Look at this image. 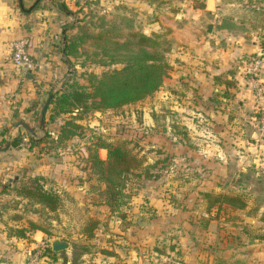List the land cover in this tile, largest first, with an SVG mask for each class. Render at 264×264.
Returning <instances> with one entry per match:
<instances>
[{
    "label": "crops",
    "instance_id": "1",
    "mask_svg": "<svg viewBox=\"0 0 264 264\" xmlns=\"http://www.w3.org/2000/svg\"><path fill=\"white\" fill-rule=\"evenodd\" d=\"M83 1L85 0H0V264L29 263L28 258L34 248L43 247L44 252L45 247L53 240L66 241L63 235L57 234L58 231L44 228L43 224L47 219L43 211H49L47 208L30 202L14 191L13 187L19 184L18 179L24 171L41 175L44 186L60 196L64 197L66 194L76 198V201L79 199L78 202H81L82 197L90 201L97 196L92 187L95 179H90V164L86 161L87 147L81 139L75 138L77 136L67 140L62 149H58L61 151L58 157H55L53 149L44 146L46 142L43 141L38 144L20 142L15 146L11 142L7 148H2L23 132L27 133L28 138L31 137L24 127H15L18 121L25 122L36 132L33 115L41 96L47 97L55 82L53 91L57 87L61 88V77L67 64H70L63 51V37L66 35V28L70 26L71 14L80 8L78 5ZM246 1L248 0H170L165 2L170 4L169 8H156L145 0H114L116 6L118 3H127L134 9L146 10L138 12L141 24L138 23L144 34H150L151 31L167 32L177 46L187 50L183 52V58L174 64L170 74L164 77L162 86L156 92L157 97L162 98L158 102L165 108H173L180 115V127L186 125L190 135L207 133L210 139L218 140L216 143L210 140L208 145L216 152L208 153L206 150L190 147L180 139L181 136L171 141L164 133V137L155 138L157 144L162 146L161 155L187 160L192 163L194 170L210 178L221 177L224 183L230 175L235 174L231 154L236 149L232 144L244 147L242 150L237 149L240 159L234 160L240 165L237 176L245 177L248 162L264 164V139L255 129L251 131L249 125L255 124L257 118L253 84L258 83L264 90V29H249L256 35L251 41L246 32L240 31L243 23L236 19L240 10L236 11L234 7H240L241 2ZM253 1L264 9V0ZM223 18L239 26L238 29L221 27ZM209 22H212L213 31L210 35L205 31ZM249 27L245 25L243 29ZM220 35L221 38H218ZM19 39L26 41V49L34 63L32 70L18 68L11 61L12 43ZM247 56L253 60L261 58L258 73L250 71L253 61H249ZM219 75L224 80H234V83L230 86L216 82L215 78ZM216 98L221 100L220 105L214 100ZM186 111L195 114L192 116L193 120H188L184 115ZM48 114L47 108L45 125L41 128L38 122L37 126L41 131L50 128L51 135H55L62 117L59 122H48ZM196 115L206 119V126H200ZM234 115L232 120L230 117ZM234 128H243L248 135L251 131L249 139L242 140L241 136L238 138L235 134L231 137L230 133ZM212 132L219 133L215 136ZM37 135L36 132V139L44 137ZM74 141L78 143L77 147L80 145V150L72 144ZM231 148L233 152L230 151ZM98 156L105 159L106 149L99 148ZM258 173L257 170L255 174ZM242 182L247 186V181ZM206 184V191L216 193L219 189L210 186L212 181H207ZM142 192L145 193L147 204L140 213L144 224L132 225L138 227L130 236V241L135 242H132V246H136L139 256L132 254L127 258L132 261L137 258V262L141 264H168L163 261L168 255L163 256V253L157 254L154 251L156 241L165 238L177 246L182 244L187 231L183 230L180 234V229L186 228L189 220H185L181 211L168 202L160 185H148L138 192L139 195ZM140 196H136V201L131 202L130 214L139 215L140 201H137ZM245 203L249 204L246 208H251L255 198ZM201 206L205 209L206 202L201 200ZM102 208L107 206L103 205ZM175 212V215L178 213L177 216H174ZM51 221L55 222V219L51 218ZM212 222L210 219L209 228ZM30 223L38 228L30 229ZM9 227L27 228L26 236L8 235ZM44 241L49 243L45 244ZM124 261L126 260L120 264H126ZM246 264H250L249 261Z\"/></svg>",
    "mask_w": 264,
    "mask_h": 264
},
{
    "label": "rangeland",
    "instance_id": "2",
    "mask_svg": "<svg viewBox=\"0 0 264 264\" xmlns=\"http://www.w3.org/2000/svg\"><path fill=\"white\" fill-rule=\"evenodd\" d=\"M166 1L170 2V0ZM125 4H123L125 9L116 11L114 10L116 7L114 0L83 1L78 5L80 8L75 9L74 13L71 14L70 26L68 25L66 28L65 36L70 38L77 35L78 26L81 24L85 25L88 31L93 32V34L112 32L114 19L119 14L123 16L122 18L126 17L133 21L140 30L141 23L138 20L141 16L138 12L146 10L134 9ZM169 6L170 4L164 3L161 7L169 8ZM234 9L236 11L240 10L237 12L240 18L251 14L248 8L244 10L241 5L240 7H234ZM239 17L236 19L239 20ZM117 22L119 23L120 20ZM230 24V29H238L239 27L234 23ZM130 25L129 22H122L121 20L118 25V29L121 32L118 33L122 35L116 37L114 35H106L100 41L88 38L83 44L77 45V51L70 56H66L70 64H67L64 75L61 77L63 78L62 86L68 80H75L79 84L88 87L89 79L92 75L100 76L103 73L123 67L133 55L139 52L138 47L132 45L125 36ZM245 25L247 24H242V27L239 28L241 29L240 31L242 33L246 32L249 41L253 38L255 39L256 35L250 31L252 28L243 29ZM212 33L213 31L210 33L206 32L208 35ZM203 34L205 35L204 31ZM218 38H221V35ZM155 41L157 42L155 50L164 54L171 64L170 74L174 64L183 58V52H187V50L177 46L170 38L168 40L166 34L155 38ZM150 49L148 48V51H152ZM247 59L253 61L250 56H247ZM55 87L56 82L48 92L47 97L41 96L39 104L35 107L33 115L35 118L33 121L38 133L37 136H52L50 128L46 131H41L37 125L42 107L49 94H55L61 89L57 87V90L53 91ZM158 90L139 101L119 108H107L102 111H89L86 113L74 112V115L81 116L78 122L82 126L81 133L76 135L77 137L75 138L81 139L86 144V147L98 138L108 142H124L127 148L141 159L142 164L127 176L122 203L117 207H109L101 202L102 197L99 191L105 187V184L99 182L91 174L90 179L92 177L95 179L92 187L95 188L97 194L93 200L88 201L82 197L81 202H78L79 199L76 201V198L65 194L64 197L61 196V203L56 210L52 212L43 211L47 219L44 221V228L58 231L57 234L63 235L69 246L62 251H47L48 253L46 251L43 252V247H36L28 258V261L31 262L30 264H120L123 263V260H126L124 261L126 264H141L138 263L137 258L132 261L131 259L128 260L127 257L132 254L136 257L139 256V253H136V246H132L135 242L130 241V236L131 233H135L133 231H136L138 225L144 224L143 218H140V213L142 207L145 208L147 205L144 199L145 193L142 192L140 196L138 192L152 184L160 185L168 202L181 211L185 220H189L187 227L180 229V234L183 230L187 231V235L183 236V247L182 244L177 246L176 243H172L171 240L167 241L165 238L156 241L157 249L160 251L159 254L168 255V258L164 257L163 261L168 264H246L247 261L250 264H264V164L253 161L248 162L245 166L247 170L245 177L237 176V170L240 165H238V161L234 160L240 159L237 154L244 147L232 144V147L236 149L234 152L232 148L230 149L233 152L231 156L234 160L231 161V165L235 174L230 175L224 183L221 177L219 179L210 178L203 175L200 171L194 170L192 163L187 160L181 161L174 156L165 158L164 155H161L163 154L161 153L163 152L162 146L157 144L155 138L164 137V133H166V136L171 141H174L175 137L178 138V136L182 135L180 132L189 134V131L186 125L180 129V115L173 108L169 106L165 108L158 102L159 99L162 100L161 97H157L156 92ZM214 100L219 102L220 105L221 100L217 98ZM184 115L188 117V120H193L192 116L195 114L186 111ZM234 117L235 115L230 118L233 120ZM196 118H198L200 126H206L204 124L206 119L198 115H196ZM59 119L60 117L58 116L55 118L57 122L60 121ZM249 125L251 126V131L255 129L257 134L264 139V135L259 131L256 119L255 124ZM251 131L248 135L243 128H234L230 135L233 137V134H235L238 138L241 136L242 140H247L251 135ZM212 133L216 136L219 132ZM189 136L192 135L189 134ZM193 136L199 138L198 141L194 140V143H192L196 150L199 148L201 151L206 150L208 153L216 152V150H211L208 145L212 139L209 138L207 133ZM20 139L21 143H29L26 132L21 134ZM212 141L213 143L218 142L214 138ZM72 144H74L75 148L79 147L77 150H80V145L76 146L77 142L74 141ZM44 146L48 147L47 143ZM25 147L28 148L26 145ZM54 147L52 145L50 149H53L55 157H58L61 153L58 149H62V146ZM71 147L73 148V145ZM238 148L240 149L237 151ZM160 158L165 160L160 161ZM147 166H150L148 169L150 172L149 176H145L144 170ZM257 170L259 173L256 175L255 172ZM224 178L226 179V177ZM241 180L247 181V186H244L245 182ZM207 181H212L210 186L219 188L216 193L204 189ZM204 192H210L214 195L221 193L237 195L245 201L255 198V203L250 205L251 208H246L249 205L246 203L243 208L225 206L218 211L215 207L207 210L202 208V206L200 207L201 200L207 201L202 195ZM185 193H189V195ZM136 196L141 197L137 201H140L138 203L140 206L139 215L136 213L130 214L129 208L131 202L136 201ZM188 197L189 199H187ZM103 205L107 206V208H102ZM259 206H263V208ZM120 214H123V217H120ZM175 214L176 212L174 216L178 215V213L177 215ZM133 215L135 218H133ZM88 216L99 220L94 235L90 239L79 234L80 225ZM51 218L55 219V222H52ZM248 218L250 219L248 220ZM210 219L213 222L209 228ZM134 224L138 225L132 227ZM62 255H65V257Z\"/></svg>",
    "mask_w": 264,
    "mask_h": 264
},
{
    "label": "trees",
    "instance_id": "3",
    "mask_svg": "<svg viewBox=\"0 0 264 264\" xmlns=\"http://www.w3.org/2000/svg\"><path fill=\"white\" fill-rule=\"evenodd\" d=\"M145 2L151 6L161 7L166 0H145ZM123 4L125 3H118L115 10L125 9ZM241 8L244 10L248 8L251 13L249 16L239 17L242 23L249 25L252 29H264V9L261 6H258L253 0H248L245 3L241 2ZM122 17L120 14L116 15L112 32L93 34V32L88 31L85 25L81 24L78 26L77 35L70 38L65 36L66 40L63 51L66 56H70L77 51V45L83 44L88 38L100 41L106 35H114L115 37L122 35L118 33L121 32L118 29V25L122 20V22L126 21L131 24L125 36L132 45L138 47L139 52L133 55L119 69L103 73L100 76L92 75L89 79L88 87L79 84L75 80H68L63 84L60 91L55 94L50 93L49 100L47 99V108L49 110L48 121L52 122L58 116L62 117V122L55 135L44 136L43 139L29 137V141L32 144H38L43 141L47 143L48 147L52 145L55 146L54 148L63 146L67 140L81 133L82 126L78 122L81 116L74 115V112L86 113L89 111H102L107 108H119L145 98L158 90L162 85L164 77L168 76L171 70V64L164 54L155 50L157 48L155 38L166 34L168 40L170 38L173 43L174 39L167 32L151 31L150 34H144L133 21ZM118 20H120L119 23L117 22ZM220 26L231 27V24L227 18H223ZM148 48H151L152 51H148ZM221 76H216V82L220 81L230 86L234 83V80H224ZM45 123L44 120L41 125L42 128ZM180 129L182 128L180 127ZM180 133H182L180 139L186 141L187 145L194 148V144L192 143H194L196 138H199L189 136L186 132ZM20 142V137H17L12 141V145H18ZM99 148L106 149L105 159H101L98 156ZM164 160V158H160V161ZM86 161L90 164V173L99 182L105 184V187L99 192L102 197L101 202L109 207H117L122 203L121 200L124 196L123 190L126 186L127 176L142 164L141 159L133 154L124 142H108L101 138H98L87 146ZM149 167L147 166V169L145 168L144 170L145 176L150 175L148 171ZM42 180L43 177L41 175H33L30 172L24 171L18 179L19 184L16 187L14 186L13 189L19 195L28 198L30 202L39 203L43 208L54 211L61 203V196L52 189L46 188ZM202 195L207 200V210L215 207L218 211L225 206L243 208L246 205L245 200L237 195H228L226 193L214 195L210 192H204ZM119 216L123 217V214ZM98 224L99 220L97 218L88 216L80 225L79 234L87 239L92 238ZM31 228L35 229L38 226L30 223ZM26 231L27 228L23 227H9L7 229L8 235L16 237H25ZM45 251L46 253L55 252L51 246H47ZM154 251L157 254L160 253L157 246L154 248Z\"/></svg>",
    "mask_w": 264,
    "mask_h": 264
},
{
    "label": "built area",
    "instance_id": "4",
    "mask_svg": "<svg viewBox=\"0 0 264 264\" xmlns=\"http://www.w3.org/2000/svg\"><path fill=\"white\" fill-rule=\"evenodd\" d=\"M26 41L19 39L12 43V63L23 70L29 71L34 68L33 60L26 49ZM261 66V58H256L250 67L252 73H258ZM253 91L257 100L256 113H257V126L262 135H264V90L258 83L253 84ZM29 262L28 264H30Z\"/></svg>",
    "mask_w": 264,
    "mask_h": 264
},
{
    "label": "water",
    "instance_id": "5",
    "mask_svg": "<svg viewBox=\"0 0 264 264\" xmlns=\"http://www.w3.org/2000/svg\"><path fill=\"white\" fill-rule=\"evenodd\" d=\"M205 31L207 33H210L212 31V22H209L206 25ZM65 40H66V38L64 36L63 37V44H65ZM48 100H46V102L44 103V105L42 107V110H41V113H40V120H39L40 127H41V125L43 124V121H44L45 112H46V109H47V106H48ZM19 126L24 127L28 131V133L31 135L32 138H34V139L36 138V132L28 124H26L23 121H18V122L15 123V127H19ZM14 139L9 140L2 148H7ZM68 246H69V243L67 241L61 240V239H55L51 243V248L55 252L62 251L64 249L68 248ZM109 264H113V263H109Z\"/></svg>",
    "mask_w": 264,
    "mask_h": 264
}]
</instances>
